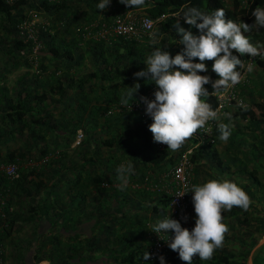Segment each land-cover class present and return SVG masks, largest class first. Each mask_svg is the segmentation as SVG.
I'll list each match as a JSON object with an SVG mask.
<instances>
[{"label":"trees","instance_id":"trees-1","mask_svg":"<svg viewBox=\"0 0 264 264\" xmlns=\"http://www.w3.org/2000/svg\"><path fill=\"white\" fill-rule=\"evenodd\" d=\"M98 3L0 0V165H18L12 180L0 171L1 264L6 245L12 250V264L40 260L49 264H157L145 262L144 233L151 222L149 215H163L168 197L148 187L187 146L197 142L198 132L179 150H168L165 144L157 149L149 130L152 118L118 109L120 98L136 83L140 88L135 99L157 86L134 76L147 68L146 57L156 48L172 56L183 53L177 24L200 35L199 29L185 22L183 11L188 7L205 13L223 8L226 20L249 25L255 24L252 11L264 7V0H230L229 4L225 0H145L143 7L131 8L111 0L116 11L136 9L153 20L165 15L155 22L151 33L158 43L153 45L150 35L83 39L80 27L97 17ZM32 10H38L41 14L35 15L47 22L44 30L39 28L41 48L33 56L31 43L17 28ZM173 33L178 34L177 40L170 38ZM244 35L254 46L264 45V28L254 27ZM233 55L241 61L250 57L251 64L264 72L260 56L235 50ZM193 62L200 61L194 58ZM204 63L208 70L200 74L212 81L219 79L212 71L214 61ZM18 68H24L23 72L5 84L6 74ZM237 70L241 72L239 66ZM250 76L244 75L237 85L242 100L249 99L244 102L248 110L224 109L223 114L231 113L232 119L222 114L219 121L235 126L222 151L216 149L220 143L217 127L213 142L198 144L189 157L195 176L205 167L213 171L212 180L235 182L252 203L247 211L238 207L222 211V222L229 229L223 246L211 260L195 256L192 264H246L250 249L264 233V98L260 102L249 98ZM205 87L209 93L214 91L211 83ZM202 99L215 109V95ZM79 133L81 138L74 144ZM15 139L22 145H15ZM45 156L38 166H22L28 159ZM127 161L134 164L135 174L120 190L116 168ZM197 177L192 184H199ZM195 218L194 211L186 228L195 226ZM229 241L240 244L236 252L228 250ZM165 264L186 262L170 249ZM251 264H264V242L251 255Z\"/></svg>","mask_w":264,"mask_h":264},{"label":"clouds","instance_id":"clouds-1","mask_svg":"<svg viewBox=\"0 0 264 264\" xmlns=\"http://www.w3.org/2000/svg\"><path fill=\"white\" fill-rule=\"evenodd\" d=\"M111 0H100L97 8L106 9ZM126 7H143L145 0H119ZM252 15L255 24L249 25L233 20L225 19V11L218 8L211 13H205L199 8L188 7L183 11L185 22L195 26L200 35H194L177 24V30L181 34L180 43L184 45L183 53L172 56L168 51L156 48L146 57L147 68L134 74L137 78H144L146 82H154L157 90L154 99L140 97L146 105V114L152 118L149 130L156 143L167 145L171 151L179 150L184 143L202 129L208 133L206 126L210 121H220L219 110H214L206 99L215 95L221 89H227L241 83V73L237 66L244 68L245 64L233 50L240 54H248L252 57L260 56L264 59V45L254 46L249 38L244 35L255 28H264V7L257 6ZM199 21V22H198ZM243 30V31H242ZM153 45L157 44L156 34H150ZM198 58L200 62H193ZM214 61L212 71L219 79L212 81L208 75L204 61ZM254 65L249 63L246 71L253 72ZM211 83L213 92L209 93L205 85ZM140 88L136 83L128 87L126 93L120 98L124 107H131L135 99L134 93ZM134 97V99H132ZM239 107L247 111L249 105L243 101ZM224 118L232 119L231 113L225 112ZM220 133L219 140L227 142L232 128L229 124L218 123ZM116 180L118 187L124 190L135 174L134 164L131 161L123 162L116 168ZM187 187V186H186ZM192 192V203L196 214L195 226L189 230L182 227L181 223L167 216L154 224L151 229L161 239L168 241L171 250L178 252L179 258L192 264L193 258L198 256L200 260H211L216 249L223 246L228 226L223 223L222 211H231L233 207L247 211L252 203L249 195L235 182L229 180H209L203 184H193L183 193V196ZM186 219V217H185ZM174 232L169 240L168 233ZM148 260L150 253L143 254ZM161 264H165L164 257H159Z\"/></svg>","mask_w":264,"mask_h":264},{"label":"built area","instance_id":"built-area-1","mask_svg":"<svg viewBox=\"0 0 264 264\" xmlns=\"http://www.w3.org/2000/svg\"><path fill=\"white\" fill-rule=\"evenodd\" d=\"M10 2L13 0H9ZM51 2H61L65 0H47ZM100 2V0H99ZM28 19L22 20L18 23L17 28L24 35L25 39L29 40L31 43V56L35 55L41 48V43L38 40L39 28L44 30L46 28L47 22L40 20L33 11L28 12ZM165 15H160L159 18L153 20L147 15L140 13L138 10H124L116 11L111 8V3L106 9H100L97 17L84 24L80 27V34L83 39L98 40H108L110 38L123 36L126 38L139 39L142 36H149L153 30V26L156 21L162 20ZM34 57H32L33 59ZM245 67L241 68V81L245 74L247 65L251 63L250 57L243 60ZM35 65V64H34ZM33 65V66H34ZM238 85V84H237ZM237 85L232 86L227 89H222L215 94L217 104L214 110L218 109L220 116H222L224 109H229L239 107V102L243 101L238 94ZM158 86H153L147 90L143 97H147L149 100H153L154 92L157 90ZM244 102V101H243ZM118 109H124L127 111L135 112L140 118H147L149 115L146 114V105L144 102L138 98L132 101L131 107L119 106ZM219 121H210L206 126L210 131L208 133L204 132L202 129L197 133V142L184 149L180 156H178L176 162L168 168V170L163 174V179L161 182L150 183L149 189L155 192H163L168 197V202L166 205V211L163 214V220L167 216L172 219H176L181 223L182 227H186L189 223H192L193 217L191 211L193 208L192 203V192L185 193L182 197L176 196L177 194L183 193L188 190L192 184V170L193 163L190 160V153L192 150L203 142L211 143L213 142L214 129L217 128ZM81 138V134H77L74 144H77ZM157 149H161L164 144L154 142ZM5 175L9 180L16 177V166L15 164H7L4 170ZM187 186V187H186ZM186 217V219H185ZM159 220V221H160ZM158 221L151 225H148L144 233V239L146 241V250L150 253L146 263L155 262L161 264L159 259L160 256L164 257V261L168 259V253L170 247L168 246V241L161 239L160 236L155 233L151 227ZM168 239L170 240L174 236V232H169Z\"/></svg>","mask_w":264,"mask_h":264},{"label":"rangeland","instance_id":"rangeland-1","mask_svg":"<svg viewBox=\"0 0 264 264\" xmlns=\"http://www.w3.org/2000/svg\"><path fill=\"white\" fill-rule=\"evenodd\" d=\"M226 1V3L227 4H229L230 3V0H225ZM35 14H41L40 12H37L38 10H36V11H34V10H32ZM155 25V24H154ZM153 28H154V26H153ZM168 34V33H167ZM167 34H165V35H163L164 37L166 36V38H167ZM163 36H161V38H164ZM170 38L171 39H174V40H177L178 39V34H175V33H173V35L172 36H170ZM24 69V68H23ZM23 69H21V68H18L15 72H9V73H7L6 74V82H5V84L7 83V82H9V83H11L12 82V80L15 78V77H17V76H19L20 74H21V72H23ZM247 73L248 72H245V74L244 75H247ZM250 80H251V82H249V84L251 85L250 87L252 88L251 90H252V96L250 97L249 96V98H252V100L253 101H256V102H260V100L262 99V98H264V72H262V70H260L259 68H255L254 67V70H253V72H251L250 73ZM244 77V76H243ZM9 83H7V84H9ZM252 83V84H251ZM247 94V93H246ZM248 95V94H247ZM241 97V96H240ZM246 96L244 95V98H245ZM247 101H244V102H248V98H245ZM229 111L230 110H233V108H229L228 109ZM151 119H149V121H150ZM150 122H152V121H150ZM231 128H232V130H234V128H235V126H231ZM216 134H217V132H216ZM76 138V137H75ZM15 141V145H16V143H17V145H22L21 144V142L19 141V140H17L16 141V139L14 140ZM223 144H225V142H223V141H221L220 140V143H219V145H216V149L218 150V151H222V145ZM187 148V147H186ZM46 156L45 157H42V159L40 158V159H37V160H35V159H28V160H26V161H24V163L22 164V166H28V167H30V166H38V165H40L41 163H43L45 160H46ZM7 164H11V163H7ZM7 164H4V165H0V171L3 173V175L8 179V177L5 175V173H4V170H5V167H6V165ZM13 164H15V163H13ZM15 166H16V175H17V169H18V165H16L15 164ZM203 169V171L202 172H200V173H198V175L197 176H199V177H197V176H195V174H194V176H193V178H198V180H199V184H203L204 182H207V181H209V180H212V178H210V176L209 175H211V173L213 172V171H210L209 169H206L205 167H203L202 168ZM243 181V180H242ZM261 209H262V211H263V214H264V208L263 207H261ZM263 235H264V233L262 234V235H259L258 236V239H257V242L260 240V239H262L263 238ZM234 242V241H233ZM232 241H229V243L227 244V247H228V250H231L232 252H236L237 251V249L239 248V243H236V241L233 243ZM256 242V243H257ZM263 242H264V240H263ZM262 242V243H263ZM261 243V244H262ZM260 244V245H261ZM256 245V244H255ZM254 245V246H255ZM259 245V246H260ZM253 246V247H254ZM259 246H257L255 249H257ZM252 247V248H253ZM251 248V249H252ZM251 249H250V251H251ZM254 249V250H255ZM254 250L252 251V253H251V255L253 254V252H254ZM249 251V252H250ZM2 253L5 255V258L3 259V264H12V250L9 248V247H7V245L5 246V247H3V249H2ZM251 255H250V259H251ZM248 257V256H247ZM2 263V259L0 258V264ZM246 264H249V262L247 263V260H246ZM250 264H251V260H250Z\"/></svg>","mask_w":264,"mask_h":264},{"label":"crops","instance_id":"crops-1","mask_svg":"<svg viewBox=\"0 0 264 264\" xmlns=\"http://www.w3.org/2000/svg\"><path fill=\"white\" fill-rule=\"evenodd\" d=\"M117 109V108H116ZM187 147H189V146H187ZM168 170V169H167ZM166 170V171H167ZM165 171V172H166ZM165 172H162V173H160L161 175H159V177H158V179H159V181L161 182V180L163 179V174L165 173ZM193 176H194V174L192 173V179H193ZM158 181V180H157ZM148 187V186H147ZM149 188V187H148ZM147 188V189H148ZM165 211H166V209H165ZM165 213V212H164ZM163 213V214H164ZM191 215H192V217L194 216V206H193V208H192V211H191ZM150 218V220L149 221H151V222H148L147 223V226L148 225H151V224H153L154 222H156V221H159L161 218H163V215H160V216H158V218L155 216V215H149V217H148V219ZM250 253V252H249ZM248 256H249V254H248ZM248 258V257H247ZM35 264H49V262L47 261V260H40V261H38V262H36Z\"/></svg>","mask_w":264,"mask_h":264},{"label":"water","instance_id":"water-1","mask_svg":"<svg viewBox=\"0 0 264 264\" xmlns=\"http://www.w3.org/2000/svg\"><path fill=\"white\" fill-rule=\"evenodd\" d=\"M263 240H264V235H263V238L262 239H260L257 243H256V245L251 249V251H250V253H249V256H248V258H247V263L249 262V264H250V255H251V253H252V251L257 247V246H259L262 242H263Z\"/></svg>","mask_w":264,"mask_h":264}]
</instances>
